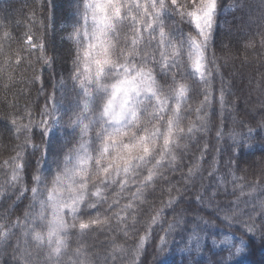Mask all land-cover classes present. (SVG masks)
<instances>
[{"label":"snow or ice","instance_id":"snow-or-ice-1","mask_svg":"<svg viewBox=\"0 0 264 264\" xmlns=\"http://www.w3.org/2000/svg\"><path fill=\"white\" fill-rule=\"evenodd\" d=\"M219 8V0H77L67 37L75 52L71 88L62 81L61 100L54 90L35 118L25 108L21 119L27 122L17 126L13 119L9 129L16 139L23 135L24 142L12 161H5L12 169L8 183L18 189V199L30 200L22 218L0 223V245H8L17 233L22 237L13 254L17 264H64L69 255L76 259L68 264H93L82 246L70 253L72 238L111 229L112 219L124 238L138 236L130 249L112 241L111 258L121 253L130 256V264H140L146 242L156 235L159 253L169 251L179 237L185 251L212 253L211 264H236L234 257L247 250L248 241L257 234L264 241V182L240 183L243 178L236 175L245 149L253 147L248 143L252 128L246 136L228 132L233 143L227 147L219 146L223 127L216 131L215 151L228 153L230 182L217 175L216 157L208 176L203 175L207 142L183 171L188 142L199 146L198 134L210 131L213 104L218 102L221 111L226 107L223 79L218 97L214 86L220 67L208 57ZM4 38H11L10 33ZM25 44L30 55L40 52L37 62L44 68L29 83L39 82L42 94L43 71L53 61L33 35H27ZM22 60L17 57V66ZM194 84L201 86L203 99L192 109ZM69 96L66 104L61 102ZM193 111L195 121L189 120ZM177 172L180 179L173 183L170 176ZM206 178L214 185L204 184ZM158 182L168 185L169 198L143 221L139 205ZM6 194L0 187V199ZM189 194L210 210L209 218L197 211L188 219L190 208L180 206ZM221 196L235 199L223 203ZM104 205L112 215L100 211ZM165 209L173 213L171 221ZM215 221L235 231L217 233Z\"/></svg>","mask_w":264,"mask_h":264},{"label":"trees","instance_id":"trees-1","mask_svg":"<svg viewBox=\"0 0 264 264\" xmlns=\"http://www.w3.org/2000/svg\"><path fill=\"white\" fill-rule=\"evenodd\" d=\"M219 5L208 57L210 60H215V66L220 67V74L216 75L214 86L218 97L223 79L227 93L226 107L221 111L218 102L213 104L216 114L210 117V131L198 134L199 146L195 142H188L183 171L187 172V166L193 161L194 156H199L200 148L204 142H207L209 151L203 162V175L208 176L213 157H216L219 160L217 175L230 182L231 174L227 167L228 153L221 154L215 151L218 146L216 131L223 127L226 134L219 146L227 147L233 143L227 135L228 132L235 131L241 136H246L249 128H252V139L248 143L253 147L245 149L240 162L241 170L236 172V175L243 178L240 183L264 182V129L260 127L264 124V0H219ZM76 10L77 0H0V187L7 190L6 196L0 199V223L15 222L17 217L22 218L30 203L28 199H18V189H13L8 183L12 169L10 165H5V161L11 162L18 150L17 146L24 142L23 135L16 139V134L9 129L14 127L13 119L17 126L27 122L26 119H21L25 108L31 109L35 118L39 109L44 106L45 98L54 90L56 99L61 100L62 81H68V88H71L69 77L73 69L75 52L74 45L67 37L75 23ZM5 32L10 33L11 38L5 39ZM27 35H33L37 42L42 41L46 45L48 59L53 61L43 71L42 94L39 92L41 88L39 82L35 85L29 83L35 75L40 74L44 65L43 62H37L39 51L30 55L24 50ZM18 56L23 57L19 66L15 63ZM193 87L195 91L189 104L195 109L199 106L203 95L200 85L194 84ZM70 98L69 96L61 102L66 104ZM261 106L263 108H260ZM189 120L195 121L194 111L189 114ZM35 142L39 143L38 136ZM180 176L181 173L177 172L170 176V179L175 183ZM203 182L206 185L215 183L214 180L207 178ZM167 187V184L158 182L155 190L149 188L145 191L146 199L138 209L139 219L147 221L149 210L160 208L162 203L168 200ZM228 190L229 192L233 190L231 183H228ZM245 191L247 192L248 189ZM175 194L173 191L172 195ZM113 198L110 196V202ZM220 199L223 203H228L235 197L221 196ZM185 201L186 203L180 207L190 208L188 219H194L193 216L197 211L205 218L210 217V210L197 205L195 197L191 194L185 197ZM125 202L122 200L121 204ZM107 207L108 205H104L100 211L112 215L105 211ZM165 211L166 219L171 221L174 218L173 213L168 209ZM177 211L179 212L180 209ZM6 216L8 221L4 219ZM215 225L213 231L217 233L235 231L234 228L229 229L220 221H215ZM140 234L142 235L143 232ZM235 235L241 237L240 232H235ZM18 238L22 241L19 233L9 241L8 245H0V264H17L13 254ZM136 239L138 236L133 237L131 233L128 238H124L117 230L115 219H112L111 229L105 226L82 238L73 236L69 251L74 252L77 247L82 246L87 250L88 258L93 264H99L100 258H103V264H130V256L121 253H116L115 260L112 258L105 260V257L113 252V240L130 249ZM243 239L248 241L247 236ZM208 243L210 244L211 241L209 240ZM157 244L158 235L146 242L145 250L139 258L140 264H211L214 259L213 254L207 251L191 253L185 251L179 237H176L170 245V250L164 253L157 251ZM32 251L35 254V250ZM75 259L76 257L69 255L65 258L64 264ZM80 259L83 260L84 257ZM234 259L236 264H264V241L259 234L248 241L247 250Z\"/></svg>","mask_w":264,"mask_h":264},{"label":"rangeland","instance_id":"rangeland-1","mask_svg":"<svg viewBox=\"0 0 264 264\" xmlns=\"http://www.w3.org/2000/svg\"><path fill=\"white\" fill-rule=\"evenodd\" d=\"M251 22V21H250ZM260 108H263L262 106L260 107ZM249 112H250V110H249ZM253 112V111H252ZM254 113V112H253ZM194 217V216H193ZM111 258V255L109 254L108 256H107V259H110ZM100 259H102V260H100ZM99 259V264H103V258H100ZM68 264V263H67Z\"/></svg>","mask_w":264,"mask_h":264}]
</instances>
